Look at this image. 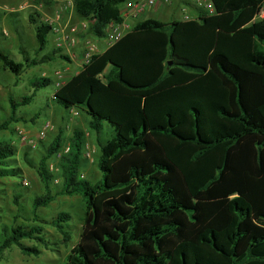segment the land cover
I'll return each mask as SVG.
<instances>
[{
    "label": "trees",
    "instance_id": "16d2710c",
    "mask_svg": "<svg viewBox=\"0 0 264 264\" xmlns=\"http://www.w3.org/2000/svg\"><path fill=\"white\" fill-rule=\"evenodd\" d=\"M128 1L74 0V10L93 36L106 39L111 24L124 23ZM211 2L213 13L189 2L195 12L188 20L136 23L55 91L54 104L85 115L97 136L96 183L81 178L87 140L80 129L57 173L49 161L63 149L61 135L40 143L37 163L25 152L21 160L1 136L27 123L19 108L53 79L36 77L30 94L10 98L9 117H0V199L4 179H23L21 161L35 168L45 193L29 198L27 214L17 182L9 203L17 213L0 206V260L14 246L40 255L23 241L47 244V224L67 243L71 216L48 222L40 211L58 196L78 195L83 230L65 264H264V0ZM36 16H29L34 58L17 62L0 49L2 70L16 78L59 57L70 61L56 48L39 57L51 26ZM105 123L110 138L103 142ZM58 178L62 186L52 193Z\"/></svg>",
    "mask_w": 264,
    "mask_h": 264
},
{
    "label": "rangeland",
    "instance_id": "374dc122",
    "mask_svg": "<svg viewBox=\"0 0 264 264\" xmlns=\"http://www.w3.org/2000/svg\"><path fill=\"white\" fill-rule=\"evenodd\" d=\"M187 3H189L187 0H155L154 5L145 9L136 18L127 17L126 22L133 27L136 23L146 19H157L162 22L183 19L184 14L187 13L191 16L192 13L195 12L194 8ZM67 5V0H0V49L9 53L17 62H22L25 55L34 58L38 45L36 42L35 25L30 23L29 16H35V14H37V21L48 23L49 20L56 15V12L61 11V8H65ZM64 10L65 11L62 12L63 25H67L69 28L74 27L77 30L75 34L76 44L72 47L71 52L62 51L60 53L61 55L67 56L70 61H66L59 57L52 63L41 64L26 69L19 78L2 70L0 65V117L3 115H6L7 118L9 117L10 98L19 100L21 96L31 93L32 89L30 87V82L34 78H51L56 84L57 81H59L56 77V72L61 71L64 75L61 82L65 83L84 68V56L87 48L94 46L95 51L93 54L99 55L111 46L107 38L99 39L91 34L89 23L81 20L75 13L74 8ZM122 13H127L124 6L122 7ZM83 22L86 24L83 25ZM79 44H83L85 49L83 53L81 52L82 54L78 55L76 51ZM54 50H56L55 40L54 36L50 34L46 49L39 57ZM55 84L52 87L39 91L29 106L19 108V115L24 116L27 123L20 122L18 124H13V132L10 133L9 131H5L1 136L16 147L21 160L22 154L25 152L30 154L29 158L37 163L42 155L41 151H43L40 143L49 145L54 138L61 135L63 149L60 154L62 157L65 150L70 147V138L73 136L74 130L80 129L85 133V138L87 140L84 151L86 162L81 170V175L85 180L96 183L102 178V173L97 166V159L100 154L97 136L90 131L85 115L80 113L76 116L73 113L74 111H62L54 104L52 100L56 91ZM38 116L39 118L36 119ZM47 122L53 126V129L48 133L44 141L39 142V149H32L21 139L18 133L19 129L27 130L31 137H35ZM99 138L103 142L110 138V125L108 123H105ZM87 152L91 153L90 159L86 157ZM61 157H59V154L53 157L49 161V169L52 166L57 169ZM21 163L23 168L22 180L13 178L3 180V182L7 183V186L4 187L6 196H2L6 198V200L0 199V206H8L6 209L9 210V215L11 217L17 213V206L9 204L14 196V186L17 182H21L22 184L18 190H22L23 199L21 202L26 204L25 212H27V214L30 210L29 198L34 195L45 193V187L35 168H32V166L23 161H21ZM24 179L29 182V185H24ZM58 179H60L58 184L55 181L51 183L52 193L58 192L62 186L61 178ZM62 212L68 213L71 216L66 229L70 233V239L67 243H64L63 236L55 228L47 224L44 225L47 244L41 245L30 240L23 241V245L26 247L40 248L42 250L40 255H26L19 247L14 246L5 252L0 263L65 264L67 256L79 242L83 230V218L85 216L86 207L82 197L78 195L72 197L58 196L48 208L41 209L40 214L46 221L51 222ZM19 222L24 221L19 219Z\"/></svg>",
    "mask_w": 264,
    "mask_h": 264
},
{
    "label": "built area",
    "instance_id": "2783aa9c",
    "mask_svg": "<svg viewBox=\"0 0 264 264\" xmlns=\"http://www.w3.org/2000/svg\"><path fill=\"white\" fill-rule=\"evenodd\" d=\"M168 1V0H166ZM191 4L197 6L198 8L204 9L210 13L214 12V6L211 0H187ZM68 5L65 8H61V11L56 12V15L49 20L48 24L51 26V34L54 36L55 40V48L62 51H67L68 53L71 52L72 47L76 44L75 34L76 28H69L67 25H63L62 22V12L65 11L64 9H71L74 8V0H67ZM155 4V0H129L124 7L126 8L127 13L123 14L125 21L123 24H111L108 28V41L110 45L114 44L115 42L119 41L129 30H131V26L129 23L126 22L127 17L136 18L141 12H143L148 7ZM184 20L190 19L189 14H184ZM86 23L83 22V25ZM95 47L91 46L87 48L85 53L83 67L88 65L94 56ZM56 77L59 81L55 84L56 90L59 89L64 83L61 82L64 78V75L61 71L56 72ZM74 111V115L78 116V112ZM53 126L50 123H45L42 129L38 132L35 137H31L27 130L19 129V135L21 139L26 142L32 149L36 150L39 146L40 141H44L47 138V135L50 131H52ZM70 148H67L64 154L69 152ZM59 157L61 154L59 153ZM86 157L89 159L91 158V153L87 152ZM92 160V159H91ZM51 172H58L59 169L54 168L53 166L50 168ZM81 178L83 176L81 175ZM55 182L58 184L60 179H56ZM24 185H29V182L24 179Z\"/></svg>",
    "mask_w": 264,
    "mask_h": 264
},
{
    "label": "crops",
    "instance_id": "0c3cea01",
    "mask_svg": "<svg viewBox=\"0 0 264 264\" xmlns=\"http://www.w3.org/2000/svg\"><path fill=\"white\" fill-rule=\"evenodd\" d=\"M79 48V49H78ZM78 48H77V51H76V54H82L83 52H84V49H85V46H83V44H79L78 45ZM82 52V53H81ZM78 73V72H77ZM76 73V74H77ZM73 110H75V109H73Z\"/></svg>",
    "mask_w": 264,
    "mask_h": 264
}]
</instances>
